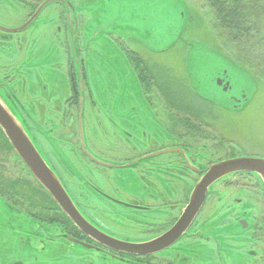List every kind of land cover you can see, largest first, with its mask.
Instances as JSON below:
<instances>
[{
	"label": "flooded vegetation",
	"instance_id": "flooded-vegetation-1",
	"mask_svg": "<svg viewBox=\"0 0 264 264\" xmlns=\"http://www.w3.org/2000/svg\"><path fill=\"white\" fill-rule=\"evenodd\" d=\"M15 1L23 4L27 17L18 27L0 24V49L20 55L19 60L11 59L10 66L26 65L25 76H10L8 70L3 71L9 66L0 64V79H22L23 87L24 79H31L30 93L38 97L23 96L30 106L27 109L10 106L6 96H11L3 82L0 99L24 131H40L53 140L42 151L62 174L47 164L45 154L40 156L84 220H72L29 171L27 176L16 178L0 164V195L17 203L6 212L8 222L1 231H10V215L16 210L36 223L27 222L25 236L18 231L20 236L11 233L0 237V264H59L61 259L74 264H264V182L255 172L235 171L216 179L208 186L196 214L188 224L178 227L197 183L211 166L245 157L264 159L246 150L237 137L232 139L241 153L217 154L225 145L223 130L217 125L223 118L220 106L198 94L188 79H164L163 74L172 73L154 59L157 51L145 48L140 52L135 45L119 43L137 76L139 108L131 107L136 109L129 112L125 126L102 124L93 112L96 102L85 57L70 49L68 32L52 25L31 31L38 46L51 34L65 42L58 50L60 61L50 69L61 75L58 81L49 82L54 92H45L40 54H47L45 48H25L26 35H20L40 18L45 6L21 28L44 0ZM74 1L78 0H59L61 9L51 16L75 14ZM10 9L0 6V15L14 17ZM62 66H66L64 73ZM160 68L166 72L162 70L158 77ZM215 83L223 91L231 88L226 79H215ZM231 98L234 110L245 100L244 96ZM16 111L24 116V125ZM0 133V146L14 152L1 128ZM37 141L45 144L42 137ZM68 175L73 178L70 183ZM132 178L138 179L139 186L122 188ZM87 190L96 197H85L82 192ZM47 197L55 205L47 203ZM172 229L175 237L167 245L160 249L159 244L152 246ZM129 245L141 249L132 253ZM77 246L86 252L75 254Z\"/></svg>",
	"mask_w": 264,
	"mask_h": 264
},
{
	"label": "rangeland",
	"instance_id": "rangeland-1",
	"mask_svg": "<svg viewBox=\"0 0 264 264\" xmlns=\"http://www.w3.org/2000/svg\"><path fill=\"white\" fill-rule=\"evenodd\" d=\"M35 1L39 3V0ZM73 3L77 10L75 14L63 13L62 16L56 15L53 18L51 15L57 14L61 5L57 1H51L41 11L40 18L36 19L33 26L31 24L20 34L22 37L26 35L25 48L33 49L34 46L45 48L44 52L47 54L39 53L42 58V75L45 78L42 79V84L47 94L54 92L49 82L54 79L58 81L61 75L58 72L56 76L50 69L55 61H60L58 50L63 49L65 42L59 38L55 39L51 34L50 39L46 36V39L38 46L31 34V31L37 27L44 25V28H47L52 25L55 26V30L68 32L70 49L77 50L80 57L84 56V61L89 66L88 80L96 102V105L92 106L93 112L106 126L120 127L121 123L125 126L129 112L136 109L131 107L139 108L140 92L137 76L126 60L119 43L130 47L135 45L140 52L146 51L145 48H147L157 51L153 53L154 59L159 64L167 66L166 68H169L172 73L168 76L166 70L160 68L158 77L162 76L161 72L165 70L166 73L162 76L164 79H188L198 94L220 106L223 118L220 119V125H217L221 131H224L222 133L225 145L219 148L218 155L241 153L232 139L237 137V141L244 145L246 150L264 156V78L256 75L255 77L244 66L245 62L242 63L241 59L247 60L248 57L239 55L238 50H232L231 37L220 28L213 10L207 6L205 0H78ZM70 4L72 5V2ZM6 5L9 9L11 8L14 17L6 18L0 15L2 22L0 24L4 27H18L26 19L27 10L23 9V4L15 0H0L1 7ZM251 15L250 17L253 18ZM257 15L259 17L264 15V9H259ZM262 25L264 24H260L261 27ZM142 56L147 58L148 54L143 52ZM12 58L19 60L20 55L16 51L5 53L0 49V64L4 65L3 67L9 66L3 68V71L8 70L10 76H23L26 65L11 68ZM65 68L66 66H62L63 73ZM219 77L229 82L231 88L228 91H223L216 85L215 79ZM21 81L22 79H0L1 84L5 82L2 85L4 90L11 96V98L6 96L10 106L17 105L27 109L30 106L23 96L38 97V95L30 93L31 88L28 83L32 85L31 79H24V87L20 86ZM13 88L14 92L11 91ZM231 96L245 97L237 110L232 107ZM45 106H48L47 101ZM40 112L41 110L38 114ZM16 114L24 125L22 113L16 111ZM34 116L38 118L36 113ZM25 131L36 149L41 152L40 155L44 156L45 153L42 150H45L46 145L53 140L43 137L40 131H34V133L28 129ZM38 136L39 139L40 137L44 139L45 144L38 143ZM53 147L57 148L54 144ZM228 149L230 150L227 152ZM207 155L209 156L208 153ZM46 159L49 161L47 164L61 175V171L56 167L58 164L55 165L56 170L47 156ZM0 164H5L16 178L28 175L27 168L16 154L1 146ZM67 179L70 183L73 178L68 175ZM68 182L65 181L67 190ZM137 186H139L138 179L132 178L125 186L122 185V188L129 189ZM68 192L70 193L69 190ZM82 193L87 198L96 197L90 190ZM82 193L78 191L77 195L84 198ZM14 204H17L14 200H5L0 195V237L11 236V233H14L16 237L17 234L20 236L18 231H22V236H25L24 229L31 218L25 212H17L16 209L13 215H10V231H1L8 222L6 212H11ZM32 222L36 225L34 221ZM73 252L79 254L86 251L77 246V250L74 249ZM62 260L59 264H74L72 261L68 263Z\"/></svg>",
	"mask_w": 264,
	"mask_h": 264
},
{
	"label": "water",
	"instance_id": "water-1",
	"mask_svg": "<svg viewBox=\"0 0 264 264\" xmlns=\"http://www.w3.org/2000/svg\"><path fill=\"white\" fill-rule=\"evenodd\" d=\"M51 1L45 0L37 9L33 17L25 23L21 28L25 27L30 21L41 11V9ZM0 128L13 147L17 156L22 160L24 165L29 170L32 177L47 191L57 205L74 221L84 220L80 213L75 208L68 194L61 186L58 178L54 172L47 166L36 147L26 134L10 110L5 106L0 99ZM235 171H249L255 172L264 182V159L256 157H245L234 160H227L215 164L209 168L204 176L197 183L196 188L191 196L190 205L185 211L178 227L185 225L198 211L203 203L208 186L216 179ZM188 224V223H187ZM175 230L172 229L167 233L161 242H156L153 245L159 244L160 248L167 245L175 236ZM163 241V242H162ZM168 241V243H166ZM128 249L132 253H138L141 247L136 245H129Z\"/></svg>",
	"mask_w": 264,
	"mask_h": 264
},
{
	"label": "trees",
	"instance_id": "trees-1",
	"mask_svg": "<svg viewBox=\"0 0 264 264\" xmlns=\"http://www.w3.org/2000/svg\"><path fill=\"white\" fill-rule=\"evenodd\" d=\"M205 2L213 10L220 28L231 37L232 50H238L239 55L248 57L247 60L241 59L242 63L245 62V65H242L254 76L264 78V25L260 26L264 24V15L260 17L257 15L259 9H264V0H205ZM40 202L43 200L40 199ZM46 202L55 205L48 197Z\"/></svg>",
	"mask_w": 264,
	"mask_h": 264
}]
</instances>
